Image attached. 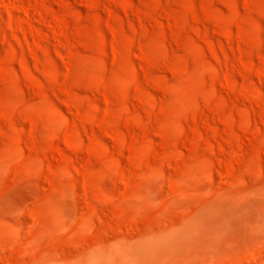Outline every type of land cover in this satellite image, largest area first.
Here are the masks:
<instances>
[{
  "label": "rangeland",
  "instance_id": "374dc122",
  "mask_svg": "<svg viewBox=\"0 0 264 264\" xmlns=\"http://www.w3.org/2000/svg\"><path fill=\"white\" fill-rule=\"evenodd\" d=\"M15 2L0 264H264V0Z\"/></svg>",
  "mask_w": 264,
  "mask_h": 264
},
{
  "label": "bare ground",
  "instance_id": "6f19581e",
  "mask_svg": "<svg viewBox=\"0 0 264 264\" xmlns=\"http://www.w3.org/2000/svg\"><path fill=\"white\" fill-rule=\"evenodd\" d=\"M16 0H2V3L5 5V8L7 7V6H12V8H14L15 6V4L14 3H16L15 2ZM1 3V2H0ZM1 3V4H2ZM3 5V6H4ZM17 7V6H16Z\"/></svg>",
  "mask_w": 264,
  "mask_h": 264
}]
</instances>
